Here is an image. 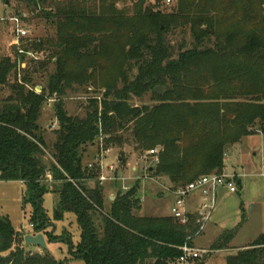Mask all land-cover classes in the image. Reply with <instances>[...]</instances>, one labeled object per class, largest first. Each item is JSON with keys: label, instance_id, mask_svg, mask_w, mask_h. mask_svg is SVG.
Here are the masks:
<instances>
[{"label": "trees", "instance_id": "1", "mask_svg": "<svg viewBox=\"0 0 264 264\" xmlns=\"http://www.w3.org/2000/svg\"><path fill=\"white\" fill-rule=\"evenodd\" d=\"M97 1L50 0L52 9L40 10L38 17L53 26L54 34L33 37L28 45L35 52L50 51L56 65L41 91L30 85L31 74L46 68L47 60L30 71L20 70L18 79L22 55L0 59V84L8 83L15 70L10 93L0 97V179L25 184L23 200L34 210L31 224L44 234L42 200L50 173L52 189L59 194L55 217L71 213L79 227L75 245L68 233L60 238L69 243L70 254L86 264L179 263V247L192 246L198 230L195 215L188 223L171 215H139L138 183L113 200L106 198L97 180L98 162L84 165L82 155L88 145L98 146L96 160L100 139L104 149H121L118 160L126 164L125 146L140 152L160 146L159 163L149 167V173L166 176L172 189L213 171L222 173L228 145L255 134L257 126L264 134V0H179L170 12L137 0L131 13L117 7L119 0ZM18 2L30 11L38 9L35 0ZM185 26L195 44L172 58L166 33ZM205 41L213 44L203 45ZM115 61L123 65L120 79L103 80L100 102L91 100L83 116L68 114L67 90L95 84ZM134 65L137 71L132 74ZM157 86L163 87L161 95L154 91ZM147 91L158 103H128L132 95ZM52 96L57 126L53 161L46 166L42 156L48 146L38 119ZM233 234L221 233L212 249L227 248ZM57 238L49 234L50 240ZM23 239V232L0 219V264H64L46 254H27ZM219 264H264V232Z\"/></svg>", "mask_w": 264, "mask_h": 264}, {"label": "rangeland", "instance_id": "2", "mask_svg": "<svg viewBox=\"0 0 264 264\" xmlns=\"http://www.w3.org/2000/svg\"><path fill=\"white\" fill-rule=\"evenodd\" d=\"M53 1V0H51ZM56 1V0H54ZM137 0H119L117 7L119 9L131 8ZM144 5H149L153 10H162L170 12L175 10L179 0H172L167 3L166 0H143ZM96 2H98L96 0ZM50 1H45L40 9L30 11L25 9L18 0H10L4 2L0 0V59L10 57L12 60L18 55L22 58L17 61L18 79L22 69L29 70L38 65L41 61H48L46 68L39 69L31 74L32 81L30 85L35 84V89L40 90L46 85L47 77L55 71V59H50V51L35 52L29 41L33 37L45 38L54 34L55 29L45 18L38 17L41 9H52ZM18 16L22 19L24 27L28 30V36L20 37L16 30L17 24L12 17ZM103 34V32H100ZM103 39V38H102ZM104 41L106 46L111 49L112 43L108 42V38ZM166 41L172 47V58L181 50L191 49L195 42L189 26L176 28V30L166 33ZM212 45V42L205 41L203 45ZM202 48V47H201ZM104 57V56H103ZM103 57L100 58L103 63ZM116 62V61H115ZM111 62L104 72L99 74L95 84H87L79 87L77 91L67 90L65 99V110L73 116H83L87 112V107L91 100H100L105 92L102 86L103 80L117 77L120 79V73L123 65L119 62ZM133 62H131L132 64ZM38 67V66H37ZM137 71L134 65L132 74ZM15 70L8 76V83L0 84V97H6L10 93L9 85L14 83ZM120 82V80H119ZM122 83H118L120 87ZM40 87V88H39ZM73 87H76L74 85ZM161 92L163 87L160 86ZM153 92L147 91L142 96L132 95L128 101L131 105H153L158 103ZM56 96H52L40 108V116L38 123L42 129V134L47 144L42 160L46 166L53 161L51 156L52 143L54 141V128L50 125L56 123L54 103ZM222 102V100H218ZM238 101H243L239 99ZM255 134L244 136L243 139L232 145H228L225 150L224 168L221 172L226 174H235V183L238 190L236 192L227 193L223 189H219L216 208L207 225L198 234L193 235L192 247L205 248L210 250L206 259L190 261L188 264H219L223 263L228 255L233 254L239 249L246 248L259 234L264 232V135L260 133V127H254ZM100 151L102 143L99 139ZM98 147V146H97ZM97 147L87 146L82 155V163L93 164L95 154L98 152ZM99 148V147H98ZM158 152L162 150L160 146H156ZM152 149V148H150ZM148 150V149H147ZM134 150L132 146H125L122 151L127 154V163L119 162L118 155L121 149L118 147L110 148L107 155V162L115 163L116 173L119 179L113 181H105L103 188L112 186L111 195L115 197L118 192L125 191V187H131L134 183L139 184V193L141 196V211L139 215H158L165 216L171 214V205L175 199L172 194L171 183L166 176L158 177L149 173L151 167V156H146V152ZM214 172V171H213ZM239 180V183H237ZM49 191L46 192L42 200V208L46 214V230L44 239L46 247L42 248L38 245H28L24 243V249L27 254L48 255L62 261L64 264H86L80 258H76L70 254V245L60 237L67 233L71 237V242L75 245L79 239V227L76 224L75 217L71 213L64 214L63 219L55 217V207L59 200V194L52 188L54 187L50 180L45 181ZM93 186L94 182H89ZM25 184L20 181L2 180L0 179V219H7L15 231L25 234L37 233L30 226L33 214L31 203L24 202ZM106 198L108 193L104 192ZM111 200V199H110ZM232 227V228H231ZM234 231L232 238L225 245L227 248L212 249V246L223 232ZM58 236L57 239H49V234ZM174 264H179L175 262Z\"/></svg>", "mask_w": 264, "mask_h": 264}, {"label": "built area", "instance_id": "3", "mask_svg": "<svg viewBox=\"0 0 264 264\" xmlns=\"http://www.w3.org/2000/svg\"><path fill=\"white\" fill-rule=\"evenodd\" d=\"M40 9L41 5L45 1L50 0H35ZM60 1V0H59ZM172 0H166L170 3ZM17 24L16 30L20 37L28 36V30L24 27L22 19L18 16L12 17ZM40 88V87H39ZM36 92L41 91L34 88ZM52 128H56V123L52 122L50 125ZM110 152L109 148L104 149L102 147L100 154L96 161L99 164V174L97 180L103 184L105 181H113L119 179L116 173L115 163H104L106 161V155ZM158 149H148L146 156H151V167L159 163V157L157 156ZM107 162V161H106ZM92 164H89L91 167ZM48 180L51 179L50 173L46 174ZM235 174L229 173H211L199 176L196 180L185 184L184 186L177 187L176 189L170 188L172 194L175 196L173 204L171 205V216L180 223H188L190 217L195 215V222L199 224L198 230L195 234H198L209 222L211 216L216 208L219 189L225 190V192H236L238 188L235 183ZM130 187H125L127 190ZM192 208H191V206ZM31 227L32 224H30ZM179 249L182 251V256L179 259V264H188L191 260L198 259L201 256L207 255L210 250L205 248H194L187 244H183Z\"/></svg>", "mask_w": 264, "mask_h": 264}, {"label": "water", "instance_id": "4", "mask_svg": "<svg viewBox=\"0 0 264 264\" xmlns=\"http://www.w3.org/2000/svg\"><path fill=\"white\" fill-rule=\"evenodd\" d=\"M154 91L158 95L162 94L160 86L155 87ZM110 199L113 200L114 196H111ZM23 241H24V243H26L28 245H38L42 248L46 247V242H45L44 235L42 232H37L34 235L33 234H25Z\"/></svg>", "mask_w": 264, "mask_h": 264}, {"label": "crops", "instance_id": "5", "mask_svg": "<svg viewBox=\"0 0 264 264\" xmlns=\"http://www.w3.org/2000/svg\"><path fill=\"white\" fill-rule=\"evenodd\" d=\"M260 133H262V132L260 131ZM262 134H263V133H262ZM263 135H264V134H263ZM107 155H108V154H107ZM107 155H106V161L108 160V159H107ZM117 158H119V155H118ZM237 183H239V180H237ZM104 184H105V182L103 183V186H104ZM111 189H112V186L107 187V188H105V187L103 188V192L108 193L107 196H108L109 199H110L111 196H113V195H111V191H110ZM190 206H191V205H190ZM191 208H192V206H191ZM231 228H232V227H231Z\"/></svg>", "mask_w": 264, "mask_h": 264}]
</instances>
